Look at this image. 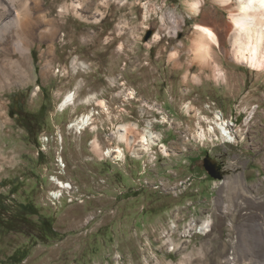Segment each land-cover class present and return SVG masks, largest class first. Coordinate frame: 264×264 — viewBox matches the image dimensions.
Segmentation results:
<instances>
[{
  "label": "rangeland",
  "instance_id": "374dc122",
  "mask_svg": "<svg viewBox=\"0 0 264 264\" xmlns=\"http://www.w3.org/2000/svg\"><path fill=\"white\" fill-rule=\"evenodd\" d=\"M0 1L47 20L28 57L13 30L0 39V264H264V68L236 57L234 2ZM197 25L219 37L209 67L195 60Z\"/></svg>",
  "mask_w": 264,
  "mask_h": 264
},
{
  "label": "bare ground",
  "instance_id": "6f19581e",
  "mask_svg": "<svg viewBox=\"0 0 264 264\" xmlns=\"http://www.w3.org/2000/svg\"><path fill=\"white\" fill-rule=\"evenodd\" d=\"M17 1L20 0H16V2ZM222 2L225 3V5L234 2L233 6L231 5L228 6V10L231 12V16L233 18L232 42L234 43L236 49L235 54L237 59L249 65L250 68H254L257 71L262 70L264 68V0H222ZM198 6L199 5H197L196 7V11L199 8ZM44 18L45 17H40L36 10H30L27 5H25L24 7L22 6L20 10H14L13 13H9L7 12V9L0 1V39L1 40L5 39L3 35V31H8V29L13 30V32L19 35L22 39L17 44V48L23 52L24 56L27 55L28 57L30 55V49L28 48V41H27L28 36L30 34L31 36H34V33L37 31L36 27L40 26L41 28V26L45 24V21L47 22L46 18L44 21ZM48 22H49L48 24L49 28L46 29V31L50 34V38L54 39L58 32V27L56 26L55 20H51ZM196 27H197L196 28L197 36L195 41H197L198 43V48L195 50V60L201 67L203 68L209 67L210 64L212 65V63L210 62V59H212V54H211L212 49L213 47L219 46L220 44L219 37L218 34H216V32L209 27L202 25H197ZM226 32L227 31H224L223 32L224 34H222V36H226ZM159 38H160L159 35H156L155 39H159ZM3 49H6V47H3ZM5 65L7 64H3V61H0V76H5V71H6ZM218 73L222 75L220 70H218ZM0 88H1V84H0ZM73 101H74V95L71 94L66 98V101L64 103L65 105H68L69 103H73ZM99 104L103 105V103H99ZM253 108L255 111L257 105L254 106ZM250 114L252 115L253 112H251ZM93 115L94 112H90L88 117H84V119H82L81 122H78L73 126L71 125L70 127H75L77 129V132L78 131L82 132V130H84L87 125L91 124ZM213 122L214 125L217 128H219V131L221 132V137H223V139L232 142L234 144L237 143L238 138L235 134H233L232 130L230 129L231 126L228 121L221 119L219 114H215V119ZM203 131L205 133L204 129ZM209 133L213 134L214 136L215 133L214 126L210 127ZM129 135H130L129 130L120 129L119 138L121 140H124L126 143H128V147L129 145H131V143H137L136 142L137 139H135V137H131L133 138L132 140L130 139ZM155 138L156 136L149 131L145 135L141 136L140 137L141 141H139V143H141L139 150H146V151L150 150L152 147L151 145L154 142ZM96 141L94 142V147L97 153L101 154L102 147ZM120 148H117L118 149L117 152L116 150L112 151L109 148L106 150L105 153L107 155H112L114 152L117 154L116 159L122 158L123 160V158L125 157V153ZM53 180L57 181L56 179ZM62 185H64L63 182ZM53 194L57 198H59L61 195L59 191H55L53 192Z\"/></svg>",
  "mask_w": 264,
  "mask_h": 264
},
{
  "label": "water",
  "instance_id": "95a60500",
  "mask_svg": "<svg viewBox=\"0 0 264 264\" xmlns=\"http://www.w3.org/2000/svg\"><path fill=\"white\" fill-rule=\"evenodd\" d=\"M203 167L211 177L215 179H222V167L219 166L217 162L205 158L203 160Z\"/></svg>",
  "mask_w": 264,
  "mask_h": 264
},
{
  "label": "trees",
  "instance_id": "16d2710c",
  "mask_svg": "<svg viewBox=\"0 0 264 264\" xmlns=\"http://www.w3.org/2000/svg\"><path fill=\"white\" fill-rule=\"evenodd\" d=\"M3 204H4V201L0 197V221L1 222H2V218H4L3 215H6V217H8V214H9V210L5 208L6 207L5 205L3 208ZM26 218H27L26 216H22V219H26Z\"/></svg>",
  "mask_w": 264,
  "mask_h": 264
}]
</instances>
